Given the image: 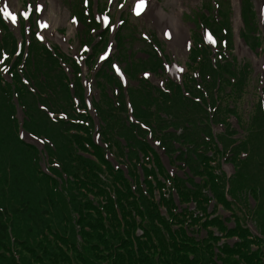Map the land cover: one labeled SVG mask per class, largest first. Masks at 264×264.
I'll list each match as a JSON object with an SVG mask.
<instances>
[{
	"label": "trees",
	"instance_id": "16d2710c",
	"mask_svg": "<svg viewBox=\"0 0 264 264\" xmlns=\"http://www.w3.org/2000/svg\"><path fill=\"white\" fill-rule=\"evenodd\" d=\"M208 25L220 37L229 26L226 20ZM250 41L259 45L252 34ZM16 47L11 33L0 38L6 54L0 68ZM209 52L205 45L191 49L188 71L200 72V81L186 74L188 95L172 81L161 90L141 78L145 60L126 62L125 73L138 82L128 86L135 122L128 120L118 78L109 66L101 68L93 106L102 144L94 142L93 119L76 110L69 79L43 44L31 42L20 70L16 57L12 82L0 71V264H264V106L254 101L245 119L237 103L246 91L247 65L229 59L213 65ZM73 84L85 108L77 74ZM109 88L119 90L114 99ZM13 96L23 109V129L46 140V171L36 146L19 136ZM205 105L214 108L212 122L225 127L217 135L222 150ZM230 114L245 131L240 139L232 137ZM148 135L172 166L184 164L190 174H170ZM223 156L234 167L228 178ZM247 217L260 236L246 227Z\"/></svg>",
	"mask_w": 264,
	"mask_h": 264
},
{
	"label": "rangeland",
	"instance_id": "374dc122",
	"mask_svg": "<svg viewBox=\"0 0 264 264\" xmlns=\"http://www.w3.org/2000/svg\"><path fill=\"white\" fill-rule=\"evenodd\" d=\"M8 1L10 5L15 7L16 14L18 16L21 11L30 12V16L28 18L29 24L30 26L32 25L31 26L32 30L38 32L39 27L36 25V20L40 19L41 13L35 12V5L37 3L41 4V2L44 1L46 3V5L44 6V10L46 14H48L49 0H8ZM224 1L225 4H222L223 2H221V6H220V8L223 7V9L221 12L222 17L219 15V20H220L219 24L225 22L226 20L225 17L227 15V10H228V15H229L228 20L230 21L228 22L229 26H227L226 29L228 30L227 38L229 40V44L224 46L222 45L221 40H218L217 42L213 40V42H215V45H211V46L215 47V52L216 51L222 52L224 56H230L235 58L238 64H240L241 62H245L249 64L248 85L246 87V92L242 96V99L237 103L238 105H240L241 103L245 102V100H247L248 98L250 102L252 100L250 97L251 95H254L255 96L254 98L256 99V95H257L256 91L259 89L258 86L261 76H264V68L262 67V65L258 68V65L260 63L258 65L255 64V59H261L264 57V20H262L260 17L257 6V0H250V2L253 5L252 7L255 10V15L252 16V19H248V16H246L247 12L243 6L242 0H238V12H239L240 22L238 25V29H236L234 23V18L236 14L234 0H224ZM158 2L166 12L170 11V7L169 5L165 4V0H158ZM209 2L210 0H197L195 3H193L191 0H184L183 4H185L187 8H185L182 11V14L180 15V19L182 20L183 24H185L188 27L189 36L191 33L192 34L194 33V29L195 30L197 29L198 26V19L196 17L197 12L198 13L203 12L204 8L205 10L210 9L209 15L211 17H216V9H212L210 8V6H205L206 3ZM243 2L246 3L247 1L243 0ZM91 4H92L91 0H89L88 7H83L82 0H59V6L61 8V11L66 10L68 14L66 20L64 22L57 24L55 28L58 35L62 37L63 36L66 37V40L64 44L49 36H46V40H48V42L51 45H58L59 48L62 50V54H65L66 56L68 54V57L71 58L73 56L78 57L81 54L80 52L83 51V49L81 48V45L83 43H86L88 47H90L93 44H96V41L98 39L94 34L97 32V28H91L89 21L82 19V17H78V14H76L77 19H75L74 22L73 16H75L76 11L79 10L78 7H81L82 13L85 14L84 13L85 12L84 8H85L88 12L87 16L90 17L91 9H93L94 7L96 11V7L98 6V12L100 13V15L96 14L98 21L101 23L102 16H107L108 19H111V21H109V23L103 27L110 26V30H111L112 28H115L117 23L118 25L122 23L119 22L120 18L124 20L122 26L125 25V28H123L122 30V36L124 37V42H125L124 45H127V48L130 50V52L132 51V53H136L137 55L143 57L146 56L145 53L148 52L149 46L140 37L142 33H146L151 40L157 42L156 44L160 47V52L163 55H165L167 59V63H169V65L177 62V65L182 67L181 75L183 76V74L185 73L184 65L188 58V48L191 43V39L189 41V44L184 48L180 47L179 45L176 46L174 50L169 49L168 41L164 39L163 36L160 35L158 29H156L150 21L146 20L144 17L140 15L138 16L134 14V12L132 11L133 8L132 0H93V5ZM30 5L31 7H29ZM241 7H242V13H241ZM19 18L25 20L21 16H19ZM118 25L116 27L117 29L113 30L111 33L109 30V32L107 33L109 34L108 40H110V43L111 41L112 42L114 41L111 50V56L113 55V53H115V49H116L115 37L120 27V26L118 27ZM72 27H74V30L70 31ZM19 29H21L20 26ZM13 30L15 32L18 31L16 27H13ZM251 31H254L253 32L254 34L256 33L259 35L260 38L259 45L262 47V50L255 46H253L251 49L247 47L249 53L240 54L236 48V38L239 37L240 39L241 38L243 39L244 36L246 40L250 42L249 36ZM199 33L201 37L206 41V43L207 42L210 43L206 38L205 30L203 27L199 29ZM98 41L101 42L103 40L101 38ZM106 45H108V41L107 43L105 42L104 46L106 47ZM81 55L86 56L89 54L88 52L87 53L82 52ZM83 65L84 63L81 64L80 66L82 67ZM44 67H45V71L51 70L50 68H48L46 64ZM86 79L89 80V90H88L89 92L87 96L88 98H91L96 95L97 90L93 82L88 77H86ZM155 79L162 80V78L160 77H155ZM243 105L244 107H246V103H244ZM26 139L29 140V138Z\"/></svg>",
	"mask_w": 264,
	"mask_h": 264
},
{
	"label": "bare ground",
	"instance_id": "6f19581e",
	"mask_svg": "<svg viewBox=\"0 0 264 264\" xmlns=\"http://www.w3.org/2000/svg\"><path fill=\"white\" fill-rule=\"evenodd\" d=\"M195 3L197 0H191ZM133 7H135L136 0H132ZM184 3V0H165V4L169 5L170 11L166 12L161 5L155 0H146L145 2V12H142L140 16L144 17L146 20H149L152 25L158 29V32L161 36H163V31L167 29L170 34V38L164 37L168 40L169 47L174 49L176 46L184 48L188 42V27L183 24L182 20L180 19V15L182 11L187 8ZM187 3V2H186ZM236 14L234 18V23L236 29H238V25L240 22L239 12H238V0H234ZM4 5V0H3ZM5 5L8 6L9 10L13 13L15 8L9 5L8 2L5 0ZM4 5V6H5ZM41 11L42 16L41 19L43 22L47 24L46 28H41V35L46 38L49 36L55 40H58L65 43L66 37L59 36L55 26L61 22H64L67 17V11H61L59 6V0H49L48 6V14H46L44 10V6L46 3L43 1L41 4ZM258 11L261 14V9H264V0H257ZM264 19V15H261ZM74 27L71 28L70 31H73ZM236 48L240 54H247L249 53L248 48L246 47L244 41L239 37L236 38ZM260 63V64H259ZM255 64L258 65V68L262 65L264 68V57L261 59H255ZM181 71L180 68H176L175 66L169 67V73L174 75V72Z\"/></svg>",
	"mask_w": 264,
	"mask_h": 264
},
{
	"label": "snow or ice",
	"instance_id": "6c2138e0",
	"mask_svg": "<svg viewBox=\"0 0 264 264\" xmlns=\"http://www.w3.org/2000/svg\"><path fill=\"white\" fill-rule=\"evenodd\" d=\"M145 2L146 0H136V4L135 7L132 9V11L134 12V14L136 15H140L142 12H145ZM31 7V5L29 6ZM35 12L39 13L41 12V5L39 3H37L35 5ZM0 15H3V17L10 19L13 23H15L17 21V14L13 13L9 10L8 6L5 5L4 7L0 8ZM261 15H264V9H261ZM19 16L23 17L25 20H27L30 16V12L29 11H21L19 13ZM107 18H105L106 20ZM73 21L75 22V18H73ZM36 25L40 28H46L47 24L45 22H43L42 20H36ZM205 35L207 40L211 43L212 41V37L210 35L207 34V32L205 31ZM163 36L166 38H170V34L167 31V29H165L163 31ZM37 38L38 39H42L43 37L40 36V34H37ZM107 55V53H105L104 55H102L100 58L103 59L104 56ZM0 56H2L3 58L6 59V54H2L0 53ZM113 68H116L115 65H113ZM117 73L119 74V69H116ZM4 72H7L8 69L5 67L3 69ZM147 75V74H145Z\"/></svg>",
	"mask_w": 264,
	"mask_h": 264
}]
</instances>
